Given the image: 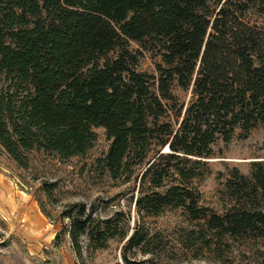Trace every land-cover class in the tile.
Here are the masks:
<instances>
[{"label":"trees","instance_id":"16d2710c","mask_svg":"<svg viewBox=\"0 0 264 264\" xmlns=\"http://www.w3.org/2000/svg\"><path fill=\"white\" fill-rule=\"evenodd\" d=\"M253 10L261 25L246 20ZM130 42L160 57L158 77L137 71L143 54ZM2 75L23 87L19 95L0 88V145L21 168L34 150L83 156L103 128L110 176L146 164L140 215L174 207L220 240L264 239V162L250 176L232 170L221 214L200 204L195 186L209 174L217 141L264 125V0H0ZM175 85L191 89L186 108ZM171 112L175 124L163 121ZM93 215L82 203L65 213L77 253L83 237L96 248L128 237L114 224L122 214ZM145 241L137 229L126 249Z\"/></svg>","mask_w":264,"mask_h":264},{"label":"rangeland","instance_id":"374dc122","mask_svg":"<svg viewBox=\"0 0 264 264\" xmlns=\"http://www.w3.org/2000/svg\"><path fill=\"white\" fill-rule=\"evenodd\" d=\"M246 20L253 25L263 22L255 10ZM129 47L143 54L137 71L158 77L160 57L133 42ZM0 88L19 95L23 87L14 76L2 75ZM173 95L185 108L192 101L191 89L183 91L175 85ZM163 121L175 124L176 117L171 112ZM93 131L96 141L85 155L62 159L34 150L27 153V168L18 166L0 145V264H264V239L220 240L204 222L191 221L174 207L157 216L140 215L136 199L146 164L135 166L130 175L113 178L102 162L111 141L103 128ZM241 136L238 131L230 143L214 144L213 157L205 160L209 174L195 183L202 195L200 204L219 214L227 203L220 191L232 170L250 176L253 163L264 162V125L247 138ZM78 203L85 204L88 212L94 210L95 221L115 220L122 214L114 224L117 230H127L128 237L109 239L103 248L83 237L77 253L65 213ZM137 229L146 234L145 243L126 249Z\"/></svg>","mask_w":264,"mask_h":264},{"label":"water","instance_id":"95a60500","mask_svg":"<svg viewBox=\"0 0 264 264\" xmlns=\"http://www.w3.org/2000/svg\"><path fill=\"white\" fill-rule=\"evenodd\" d=\"M168 150H169L168 148L165 149V151H168Z\"/></svg>","mask_w":264,"mask_h":264}]
</instances>
